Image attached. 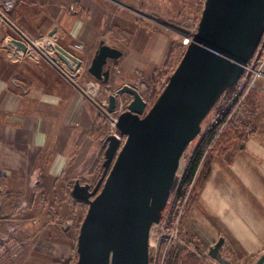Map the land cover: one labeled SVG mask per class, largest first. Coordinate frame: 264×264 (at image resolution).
<instances>
[{"label":"rangeland","instance_id":"rangeland-1","mask_svg":"<svg viewBox=\"0 0 264 264\" xmlns=\"http://www.w3.org/2000/svg\"><path fill=\"white\" fill-rule=\"evenodd\" d=\"M205 3L206 0H86L84 4L92 8L88 9L92 11L96 9L94 19L99 25L97 38L100 39V45L101 41L115 47L117 44L122 51L129 53L134 43L142 42L146 45L156 36L165 37L167 41V49L162 60L157 63L151 60V65L144 71L145 73L137 71L133 76L125 77L122 73L121 75L115 72L116 68L111 66L112 72L108 81L98 80L90 74L88 70L90 62L84 56V44H75L72 48L64 47L60 43L62 31L59 30L53 34H51L52 30L33 36L23 27L27 26L25 21L15 22L9 13L0 14L2 25L0 48H3L7 61L17 64V69L11 77L15 91L28 99L29 86L21 80V77H24L23 70H28V65L24 62H30L32 57H38L43 62L40 64L42 67L50 69L57 74V77H62L69 87L81 90L91 119L89 127H78L81 130L78 131L80 139L77 143L67 146L69 152L66 151L64 155L67 163L61 171H51L53 156L51 151L47 150L46 157H39V161L34 164L39 170L33 173L35 175L33 184L28 173L19 180L11 182L8 179L11 172H0L1 260L9 262L14 259L15 264H77L78 237L89 204L76 199L72 195V190L77 180L81 184H90L93 188L104 174L103 161L108 144L107 137L119 134L113 119L127 110V103L133 98L126 91L120 92V89L124 85L135 87L147 102L146 112L152 107L186 52L185 38L191 37L189 38L191 42L197 32ZM69 10L73 13L77 8L74 5ZM91 13L88 11L85 18ZM24 36L32 41L49 36L52 43L43 47L31 46L25 51L26 55H23L17 49L15 40H22ZM50 47L57 48L54 49L55 52H51ZM42 52L51 54L62 65L67 62L72 63L77 74L72 79L66 78L43 56ZM75 60L78 64L73 62ZM113 63L114 61H110L109 64ZM91 83L97 89L95 95L89 92ZM110 95H115L117 99L116 107L112 111H110ZM252 101L254 110L247 105L253 113L251 128L234 125L240 128L235 132L229 131V136L220 139L207 158L211 160L210 172L215 159L223 158L231 163L237 154L245 149L250 139L256 138L264 145V94L254 93ZM214 110L216 109L213 108L203 120L199 135L189 145L177 183L183 172L187 155L195 148L200 135L212 128ZM77 117L70 127L79 126ZM26 152L27 155L31 153V151ZM206 182L196 192L197 195L193 188L195 183H192L183 200L174 201V192L171 194L163 212V224L153 225L150 230L149 244L152 259L150 264H168L175 250H183V259L186 260L182 263L172 261L173 264H190L185 251L197 254L202 259L200 264H222L210 256V249L207 246L197 241L195 237L197 229L192 225V214ZM6 204H10L11 209H4ZM5 213L9 214L5 215ZM220 255L222 256L221 252ZM258 257L250 264H256ZM249 261L250 259L245 263Z\"/></svg>","mask_w":264,"mask_h":264},{"label":"water","instance_id":"water-1","mask_svg":"<svg viewBox=\"0 0 264 264\" xmlns=\"http://www.w3.org/2000/svg\"><path fill=\"white\" fill-rule=\"evenodd\" d=\"M263 36L264 0H206L197 32L152 107L146 112L147 102L135 87L120 89L133 97L116 121L125 142L109 135L103 176L93 188L77 180L72 190L89 204L77 264H150V230L162 219L187 149L224 92L244 75ZM122 56L101 41L88 70L108 81L110 61ZM109 101L115 109V95ZM224 242L221 237L209 254L229 264L220 255ZM256 264H264V252Z\"/></svg>","mask_w":264,"mask_h":264},{"label":"crops","instance_id":"crops-1","mask_svg":"<svg viewBox=\"0 0 264 264\" xmlns=\"http://www.w3.org/2000/svg\"><path fill=\"white\" fill-rule=\"evenodd\" d=\"M6 1L8 0H0V5ZM28 1L35 4H29ZM85 2L86 0H14V7L9 11L3 9L0 14L9 13L15 22L25 21L29 28L23 27L33 36L55 29L62 31L60 43L67 48L84 44L85 59L91 64L100 46V39L97 38L99 25L94 19L96 9H88L91 6L84 4ZM74 5L77 10L72 13L69 9ZM88 11L92 13L85 18ZM20 42L23 45H19L25 48L28 40L22 39ZM116 46L122 50L119 45ZM131 48L129 53L123 50V56L112 64L116 68L115 72L122 73L125 77H131L137 71L145 73L151 60L155 63L161 61L167 49V41L165 37L156 36L146 45L138 42ZM21 53L26 55L24 51ZM5 58L3 48H0V172H11L8 177L11 182L28 173L33 184V173L39 170L34 164L39 161V157L45 158L47 150H50L53 156L51 171L64 169L67 163L64 155L69 152L67 146L77 143L80 139L78 131L81 130L78 127H89L91 119L81 90L69 87L62 77H57L53 71L42 67L40 64L43 62L38 57L24 62L28 65V70H23L24 77L21 80L29 86V95L28 99L23 98L15 91L11 82L17 64L10 63ZM256 90L264 94V78L259 81ZM76 116L79 126L70 127ZM26 151L31 153L27 155ZM4 209H11L10 204H6ZM192 225L197 229V241L208 249L221 237L225 239L220 252L229 264H244L248 259L262 255L264 145L259 140L250 139L245 149L231 163L223 158L214 160L209 178L193 211ZM14 262V259L9 262L0 259V264H15Z\"/></svg>","mask_w":264,"mask_h":264},{"label":"built area","instance_id":"built-area-1","mask_svg":"<svg viewBox=\"0 0 264 264\" xmlns=\"http://www.w3.org/2000/svg\"><path fill=\"white\" fill-rule=\"evenodd\" d=\"M14 7V0H8L4 2L2 5H0V11L2 12L3 9L4 11H9ZM191 37H186L184 40V44L188 46L190 44V39ZM22 39L28 40V43L26 44L25 48H22L19 43L21 40H15L16 45L18 46L19 50L21 52H25L29 50L31 46H48L51 45L52 41L49 36H44L38 40L32 41L28 37H23ZM192 40V39H191ZM57 47H54V49ZM53 48H50L51 52H55ZM49 50V51H50ZM43 56L49 60L52 64H54L57 68L58 71L64 75L68 79H72L76 74L77 71L74 68V65L72 63H64L63 65L58 61L57 58L52 56L51 54H46L42 52ZM78 61V59H76ZM73 61L78 64L77 61ZM75 70V74H74ZM68 71H71L73 74H70ZM264 78V55L258 57V58H252L246 65H245V73L241 77V79L233 86V89L231 92L225 97L223 102L217 106L216 110H214V115L212 117V122L214 125H216V136L224 131L227 127H229L231 124L233 125H238L242 126L245 125L247 127L252 126V118H253V113L247 106V99L250 95V93L253 90H256L258 88L259 81ZM90 87V93L94 92V89L96 87H93V84ZM97 90V89H96ZM132 99L129 100L127 104L131 102ZM110 111H112L110 109ZM121 114V113H120ZM119 114V115H120ZM118 115V116H119ZM118 118V117H117ZM116 119H113V121L116 123ZM119 137L121 142H125L126 137L121 136L120 134L116 135ZM215 136V138H216ZM163 224V221L159 223H156L155 225H161ZM151 251V250H150ZM151 257H150V262H151Z\"/></svg>","mask_w":264,"mask_h":264},{"label":"trees","instance_id":"trees-1","mask_svg":"<svg viewBox=\"0 0 264 264\" xmlns=\"http://www.w3.org/2000/svg\"><path fill=\"white\" fill-rule=\"evenodd\" d=\"M264 54V36L263 39L259 45V48L257 50V53L255 54L254 58H258ZM233 87L227 89L224 94L221 96V98L218 100V102L215 104L213 108H216L219 106L225 97L231 92ZM259 91L253 90L248 99H247V105L251 108V110H254L253 106V95L254 93H258ZM240 127H236L234 125H230V127H227L224 131L219 133L216 136V125L212 124V128L201 134L200 139L198 143L196 144L193 151L187 155L185 166L183 169V172L180 176V179L178 183L176 184L173 199L174 201L183 200L188 192V187L192 185V183H195L194 192L195 195H197V191L200 190L203 186V184L206 182L209 172H210V159L207 160L209 154L212 152V150L216 147L217 143L222 139L224 136H229V131L238 130ZM216 136V138H215ZM194 195V194H193ZM183 251V250H182ZM181 250H175L172 253V257L170 258L168 264H173L174 261H178L179 263H182L186 260L184 258V254H182ZM187 260L190 264H200L199 256L195 253H191L189 251H185ZM256 257L250 259V261L247 264H250L251 262L255 260ZM198 260V261H197ZM173 261V262H172ZM204 261V260H203ZM246 264V263H245Z\"/></svg>","mask_w":264,"mask_h":264},{"label":"bare ground","instance_id":"bare-ground-1","mask_svg":"<svg viewBox=\"0 0 264 264\" xmlns=\"http://www.w3.org/2000/svg\"><path fill=\"white\" fill-rule=\"evenodd\" d=\"M51 48V47H50ZM55 51V50H54ZM74 74H75V70H74ZM97 93V90L96 89H94V92H93V94L95 95ZM155 225V224H154ZM149 247H150V244H149Z\"/></svg>","mask_w":264,"mask_h":264}]
</instances>
